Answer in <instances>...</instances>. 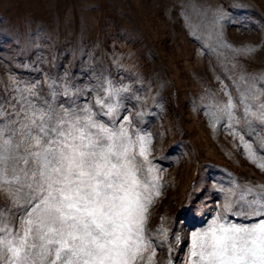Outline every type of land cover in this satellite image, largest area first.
<instances>
[{
  "label": "rangeland",
  "instance_id": "1",
  "mask_svg": "<svg viewBox=\"0 0 264 264\" xmlns=\"http://www.w3.org/2000/svg\"><path fill=\"white\" fill-rule=\"evenodd\" d=\"M100 98L150 138L154 264H190L193 232L264 196V0H0V118ZM24 207L0 191L14 225Z\"/></svg>",
  "mask_w": 264,
  "mask_h": 264
},
{
  "label": "snow or ice",
  "instance_id": "2",
  "mask_svg": "<svg viewBox=\"0 0 264 264\" xmlns=\"http://www.w3.org/2000/svg\"><path fill=\"white\" fill-rule=\"evenodd\" d=\"M109 99L96 100L99 112L27 101L0 118V191L25 205L15 225L0 213V264H154L150 138L120 123ZM189 261L264 264V196L226 203L192 233Z\"/></svg>",
  "mask_w": 264,
  "mask_h": 264
}]
</instances>
